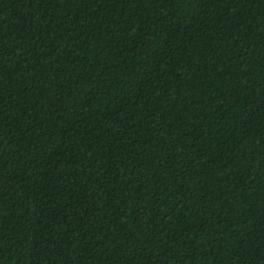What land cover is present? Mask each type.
Listing matches in <instances>:
<instances>
[{"label": "trees", "instance_id": "16d2710c", "mask_svg": "<svg viewBox=\"0 0 264 264\" xmlns=\"http://www.w3.org/2000/svg\"><path fill=\"white\" fill-rule=\"evenodd\" d=\"M0 264H264V0H0Z\"/></svg>", "mask_w": 264, "mask_h": 264}]
</instances>
